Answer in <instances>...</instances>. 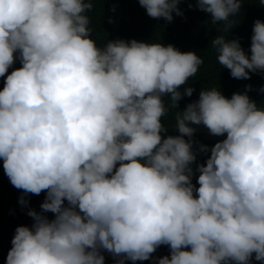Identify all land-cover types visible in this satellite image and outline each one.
<instances>
[{
    "label": "clouds",
    "instance_id": "1",
    "mask_svg": "<svg viewBox=\"0 0 264 264\" xmlns=\"http://www.w3.org/2000/svg\"><path fill=\"white\" fill-rule=\"evenodd\" d=\"M138 2L154 19L182 15V0ZM196 2L225 31L243 4ZM92 9L93 0H0V77L22 65L0 91V159L16 189L46 192L40 207L55 216L29 211L34 223L15 230L6 264H104L101 250L146 261L161 245L170 258L158 264L264 262V109L247 94L205 89L176 113L180 135L162 138V97L176 108L203 59L135 40L98 47ZM252 31L250 57L238 40L211 42L233 78L264 71V22ZM190 125L226 134L197 167L198 188Z\"/></svg>",
    "mask_w": 264,
    "mask_h": 264
},
{
    "label": "trees",
    "instance_id": "2",
    "mask_svg": "<svg viewBox=\"0 0 264 264\" xmlns=\"http://www.w3.org/2000/svg\"><path fill=\"white\" fill-rule=\"evenodd\" d=\"M182 15L173 12V19L168 22L164 19H154L147 15L146 9L141 7L138 0H93V9L86 15L90 19L89 28L92 29L90 38L98 47H104L107 42L123 40L131 42L161 43L164 46L171 45L181 53L194 52L203 59L197 74L190 77L185 85L178 89L182 99L177 102V107H171L170 95H165L162 100L168 108L167 114L161 118V123L166 129L162 138L179 136L175 127L177 112L182 113L188 104L198 101L199 94L205 89L217 88L227 99L233 94H247L249 99L257 106L264 109V71L249 72L250 79H236L230 74V70L220 65L216 59L215 49L211 42L222 35L225 39L238 40L245 54L250 57L251 37L256 20L264 22V6L258 0H243L241 10L235 16L229 18L230 27L225 31V23L215 25L211 22L210 14L199 10L196 0H182L178 4ZM18 53L14 56L18 57ZM19 59L8 69L4 77H0V91L3 90L6 76L13 70L21 68ZM194 89L191 97L184 95L187 88ZM196 131L191 137L192 151L196 160L190 167L193 170L192 184L198 188L199 165H205L210 158L211 148L218 142H222L225 136H213L203 125H190ZM187 141L188 137H184ZM201 146L209 149L208 152L200 151ZM119 167V164H117ZM195 195V193H194ZM46 192L39 195L26 194L11 185L3 170V160L0 159V264H6L7 256L12 248V239L18 227L26 226L31 229L34 221L28 216L29 211L45 216L50 221L55 218L51 212H43L41 204L45 201ZM24 201L23 203L21 201ZM67 206V201H65ZM190 251V248L183 249ZM104 256V264H158L159 259L168 256L170 248L161 245L146 261L132 262L123 256L101 250ZM250 264H264L256 261L255 254Z\"/></svg>",
    "mask_w": 264,
    "mask_h": 264
}]
</instances>
